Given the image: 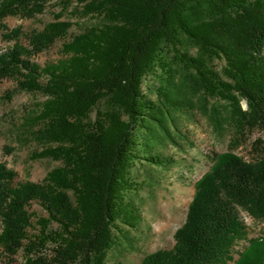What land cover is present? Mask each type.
<instances>
[{"label": "trees", "instance_id": "16d2710c", "mask_svg": "<svg viewBox=\"0 0 264 264\" xmlns=\"http://www.w3.org/2000/svg\"><path fill=\"white\" fill-rule=\"evenodd\" d=\"M50 1L0 0L2 38L14 41L0 50V82H15L0 99L45 96L22 128L44 146L39 157L60 162L42 181H17L0 160V264H109L115 229L140 211L134 167L176 162L165 148L186 137L179 125L198 94L215 100L206 111L218 134L231 129V149L195 183L174 246L139 264H264V236L250 238L242 216L264 221V0H59L97 20L41 64L73 22L25 32L5 19L34 18ZM248 141L245 158L234 149Z\"/></svg>", "mask_w": 264, "mask_h": 264}, {"label": "rangeland", "instance_id": "374dc122", "mask_svg": "<svg viewBox=\"0 0 264 264\" xmlns=\"http://www.w3.org/2000/svg\"><path fill=\"white\" fill-rule=\"evenodd\" d=\"M54 20H70L73 26L68 36L58 39L50 49L35 57L36 61L45 64L59 60L64 41L97 19L83 18L79 12L73 11L72 7L65 9L59 0H52L45 11L34 18L9 16L5 23L9 28L21 26L25 32H31L43 29L47 23ZM13 43L14 41L3 39L0 32V50L12 46ZM215 65L220 64L216 62ZM149 83L153 84L151 81ZM13 87L15 82L12 80L0 82V98L6 90ZM45 99L41 93L27 92L15 94L10 101L2 102L0 99V160L17 172V181H42L48 171L60 164L52 158L39 157L38 152L44 146L22 128L23 118ZM193 99L197 111L192 115H184L179 125L181 133L186 137L177 133L179 146L170 141L165 148V153L173 156L176 162L169 168L152 166L146 161L137 162L134 167L133 177L141 185L137 195L140 211L135 212L133 216L129 213L127 220L132 226L122 224L121 232L115 229L117 238L109 252V264H139L148 253L172 248L175 243L174 234L185 221L188 205L194 195L195 183L210 169L215 154L231 149V129L226 128L222 134H218L206 111L215 100L199 94ZM219 105L222 107V117L228 118L229 111L225 108V102L219 101ZM243 106L246 107L244 101ZM257 136L258 132L251 136L250 141ZM250 141L234 151L248 158ZM5 146L11 147L12 151L8 152ZM32 209L38 214H44L37 202L32 203ZM242 216L248 225L250 238L264 236V221L256 220L244 211ZM160 225L163 227L158 229ZM248 243H240L239 251ZM239 258L237 253L235 259ZM18 260L20 261L21 257Z\"/></svg>", "mask_w": 264, "mask_h": 264}, {"label": "bare ground", "instance_id": "6f19581e", "mask_svg": "<svg viewBox=\"0 0 264 264\" xmlns=\"http://www.w3.org/2000/svg\"><path fill=\"white\" fill-rule=\"evenodd\" d=\"M158 225H159V224H158ZM162 227H163V226L160 225V226H158V229H160V228H162Z\"/></svg>", "mask_w": 264, "mask_h": 264}]
</instances>
